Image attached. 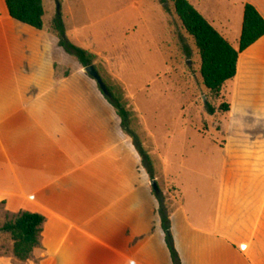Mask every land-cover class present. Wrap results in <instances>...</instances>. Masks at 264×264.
I'll return each mask as SVG.
<instances>
[{
  "label": "rangeland",
  "instance_id": "374dc122",
  "mask_svg": "<svg viewBox=\"0 0 264 264\" xmlns=\"http://www.w3.org/2000/svg\"><path fill=\"white\" fill-rule=\"evenodd\" d=\"M187 1L223 35L224 25L230 35L227 42L237 50L243 6H255L254 0ZM57 2L58 11L55 0H43L47 32L53 37L51 25L59 13L66 39L96 57L94 65L100 76L121 85L135 110L129 130L150 158L153 179H149L132 140L121 128L123 138L133 147L132 153H126L137 155L138 171L145 173L151 192L150 182L155 181L159 200L168 207L169 214L178 213L175 221L169 217L178 263L198 264L197 249L205 238L197 234L200 229L236 239L237 251L228 253L225 264H264V249L258 245L263 239L260 233H264V212L258 213L261 204L264 208V42L240 55L257 59L242 57L237 79L225 83L214 96L202 83L198 53L169 0ZM261 2L264 5V0ZM53 58L57 86L72 90L60 94L58 101L99 103L107 108L106 115L107 110L111 111L84 69L73 64L61 49L57 48ZM206 103L215 109L211 116L205 110ZM223 104L229 106L228 112L218 111ZM79 110L71 106L67 112L75 116ZM113 154L115 163L112 160V165L107 163L106 167L115 169V175L81 179L74 193L67 196L72 189L67 190L65 201L53 206L62 214L87 218L100 212L102 206L95 203L101 197L109 199L113 189L117 192L115 181H121L123 193L129 192L131 168L123 169L118 150ZM0 184L8 187L15 182L1 175ZM30 196L27 204L22 199L0 197V228L20 212L35 210ZM136 199L147 207L156 200L159 208L156 198ZM212 212L210 218L218 223L216 229L206 230ZM173 225L181 233L178 247L171 234ZM48 233H62V229L51 225ZM229 233H235L234 237ZM12 245L10 236L0 233V264H42L45 253L41 248L21 262L14 258ZM156 255L161 258V251Z\"/></svg>",
  "mask_w": 264,
  "mask_h": 264
},
{
  "label": "crops",
  "instance_id": "0c3cea01",
  "mask_svg": "<svg viewBox=\"0 0 264 264\" xmlns=\"http://www.w3.org/2000/svg\"><path fill=\"white\" fill-rule=\"evenodd\" d=\"M254 1L255 6L251 5L264 19L263 3ZM222 28L225 35L214 29L229 41L227 29ZM260 42L264 37L255 44ZM56 51L44 24L39 31L12 20L4 0H0V176L15 182L8 187L0 184V197L22 199L27 204L33 196L32 213L45 216L39 245L45 253L42 264H170L158 204L147 187L145 173L138 171L137 155L126 153H132L133 147L123 138L119 119L109 106L111 111L106 115L104 104L58 101L69 89L57 86ZM240 55L233 79H237L242 57L257 59ZM71 106L80 108L75 116L67 112ZM117 150L123 169L131 168L129 192L123 193L121 181H115L117 192L113 189L109 199L101 197L95 203L102 206L100 212L87 218L62 214L53 206L65 201L67 190L72 189L67 196L74 193L81 179L115 175V169L106 164L115 163L113 153ZM137 196L154 198L155 202L147 207ZM262 205L259 214L264 212ZM213 216L214 212L209 218ZM215 216L218 220L217 211ZM169 217L175 221L178 213L171 212ZM211 218L206 230L216 229L218 221L213 223ZM51 225L61 228L62 233H48ZM171 234L178 247L179 227L173 225ZM197 234L205 237L197 249L198 264H225L228 253L236 250V239L200 229ZM260 234L261 250L264 233ZM157 251H161V258Z\"/></svg>",
  "mask_w": 264,
  "mask_h": 264
},
{
  "label": "trees",
  "instance_id": "16d2710c",
  "mask_svg": "<svg viewBox=\"0 0 264 264\" xmlns=\"http://www.w3.org/2000/svg\"><path fill=\"white\" fill-rule=\"evenodd\" d=\"M169 2L175 16L181 23L183 31L192 40L198 53L200 78L204 87L214 96H218L223 85L235 77L239 54L245 52L264 37V19L252 5H244L238 48L235 50L187 0H169ZM4 3L12 20L39 31L43 29L45 16L43 0H4ZM51 32L53 36L51 39L56 47L66 53L73 64L82 69L93 65L98 72V68L94 65L96 57L66 39L64 25L59 13L52 22ZM186 54L189 55L188 52ZM101 79L109 94V98L105 97V101L113 108L119 118L123 132L132 140L146 173L152 180L153 169L150 158L138 142L136 135L129 130L128 125L135 110L129 104L126 91L114 81L108 82L102 77ZM205 110L210 116L215 113V109L208 103L205 104ZM218 111L228 112L229 106L223 104ZM152 194L159 202L157 213L171 263L179 264L169 232L168 207L159 200L157 190H152ZM43 223L44 218L38 214L20 212L13 220L6 222L0 228V233L10 236L13 244L12 254L18 261H27L32 252L39 247Z\"/></svg>",
  "mask_w": 264,
  "mask_h": 264
},
{
  "label": "water",
  "instance_id": "95a60500",
  "mask_svg": "<svg viewBox=\"0 0 264 264\" xmlns=\"http://www.w3.org/2000/svg\"><path fill=\"white\" fill-rule=\"evenodd\" d=\"M55 1H56L57 11H58V10H59V4H58L57 0H55ZM84 70H85V72L89 75V77H91V78L95 81V83H96L97 86L99 87V90H100L101 94H102L104 97L109 98L108 91H107V89H106V87H105V85H104V83H103V81H102L100 75H99L98 72L95 70L94 66L92 65V66H90V67L85 68ZM150 186H151V188H152L154 191L157 190V185H156L155 181H151V182H150Z\"/></svg>",
  "mask_w": 264,
  "mask_h": 264
}]
</instances>
